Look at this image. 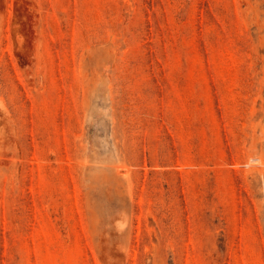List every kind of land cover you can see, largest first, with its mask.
Here are the masks:
<instances>
[{"label":"rangeland","instance_id":"374dc122","mask_svg":"<svg viewBox=\"0 0 264 264\" xmlns=\"http://www.w3.org/2000/svg\"><path fill=\"white\" fill-rule=\"evenodd\" d=\"M0 264H264V0H0Z\"/></svg>","mask_w":264,"mask_h":264}]
</instances>
